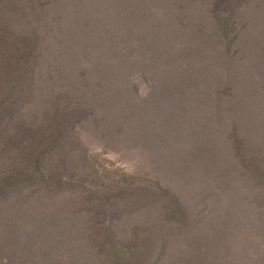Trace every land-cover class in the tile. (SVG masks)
<instances>
[{"label": "rangeland", "instance_id": "1", "mask_svg": "<svg viewBox=\"0 0 264 264\" xmlns=\"http://www.w3.org/2000/svg\"><path fill=\"white\" fill-rule=\"evenodd\" d=\"M0 264H264V0H0Z\"/></svg>", "mask_w": 264, "mask_h": 264}, {"label": "trees", "instance_id": "2", "mask_svg": "<svg viewBox=\"0 0 264 264\" xmlns=\"http://www.w3.org/2000/svg\"><path fill=\"white\" fill-rule=\"evenodd\" d=\"M219 21L221 22L222 20L220 19ZM225 30H227L226 27H225L223 24H220V26H219V32H220L222 35H224V34H225ZM225 38H226V37H225Z\"/></svg>", "mask_w": 264, "mask_h": 264}]
</instances>
